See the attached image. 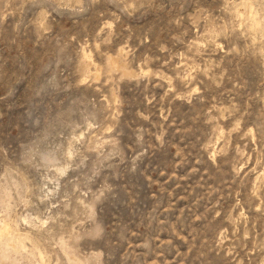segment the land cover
Here are the masks:
<instances>
[{"label":"rangeland","instance_id":"obj_1","mask_svg":"<svg viewBox=\"0 0 264 264\" xmlns=\"http://www.w3.org/2000/svg\"><path fill=\"white\" fill-rule=\"evenodd\" d=\"M4 222L0 264H264V0H0Z\"/></svg>","mask_w":264,"mask_h":264},{"label":"bare ground","instance_id":"obj_2","mask_svg":"<svg viewBox=\"0 0 264 264\" xmlns=\"http://www.w3.org/2000/svg\"><path fill=\"white\" fill-rule=\"evenodd\" d=\"M111 60H112V63H113V65H115V66H117V65H119L118 64V62H117V60L116 59H113V58H111ZM110 60V61H111ZM89 61V60H88ZM85 65H87V64H85ZM10 226V225H9ZM9 233H11L10 232V229H9V227L5 224V222L1 225V227H0V236H2V235H8ZM11 244H12V241H11ZM15 246V245H14ZM39 254V253H38ZM33 255V254H32ZM33 257V256H32ZM40 258V257H39Z\"/></svg>","mask_w":264,"mask_h":264}]
</instances>
